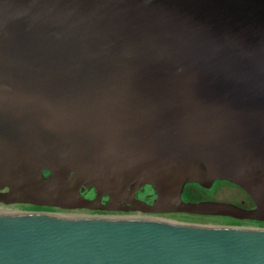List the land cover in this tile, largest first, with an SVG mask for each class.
Instances as JSON below:
<instances>
[{"label": "water", "instance_id": "obj_1", "mask_svg": "<svg viewBox=\"0 0 264 264\" xmlns=\"http://www.w3.org/2000/svg\"><path fill=\"white\" fill-rule=\"evenodd\" d=\"M215 181L253 208L182 200ZM0 203L264 221V0H0ZM0 264H264V229L0 214Z\"/></svg>", "mask_w": 264, "mask_h": 264}, {"label": "rangeland", "instance_id": "obj_2", "mask_svg": "<svg viewBox=\"0 0 264 264\" xmlns=\"http://www.w3.org/2000/svg\"><path fill=\"white\" fill-rule=\"evenodd\" d=\"M238 188V189H237ZM139 192V191H138ZM137 192V193H138ZM84 196L93 198V192H84ZM140 196L148 197L150 200L154 199L153 189L149 186H145L140 190ZM182 200L186 202H199V201H220L236 203L238 205H244L246 207L252 206V201L246 195V193L229 182L216 181L212 184L211 188L204 189L196 184L185 185L182 192ZM32 214V213H45L56 216H67L69 218H86L88 217H106V218H133L140 216L139 214H122L119 212L103 213L99 211L90 210H62L58 208L39 207L30 204H2L0 203V214ZM142 217L155 218L157 220L167 221L171 223L179 224H191L201 226H232L243 227L252 229H264V221L257 220H239L230 217H216V216H200L183 213H163L157 215H145Z\"/></svg>", "mask_w": 264, "mask_h": 264}, {"label": "flooded vegetation", "instance_id": "obj_3", "mask_svg": "<svg viewBox=\"0 0 264 264\" xmlns=\"http://www.w3.org/2000/svg\"><path fill=\"white\" fill-rule=\"evenodd\" d=\"M238 189V188H237ZM135 197H136V199L137 200H140V201H142V202H145V203H147V204H151L152 203V199L150 200L148 197H142V196H140V191L138 192V193H136V195H135ZM154 198V197H153ZM103 203H105V201H103ZM228 203V202H227ZM230 203V202H229ZM231 204H235V205H237V206H240V207H242V208H246V209H251V208H253V204H252V206H250V207H246V206H244V205H238V204H236V203H231ZM101 212H103V211H101ZM103 213H109V212H103ZM120 213V212H119ZM134 213H138V212H129V213H122V214H134ZM142 215H147V214H143V213H141ZM140 217H142V216H140Z\"/></svg>", "mask_w": 264, "mask_h": 264}, {"label": "bare ground", "instance_id": "obj_4", "mask_svg": "<svg viewBox=\"0 0 264 264\" xmlns=\"http://www.w3.org/2000/svg\"><path fill=\"white\" fill-rule=\"evenodd\" d=\"M1 213H3V212H1ZM4 214V213H3ZM64 217H67V216H64ZM86 218H92V217H86ZM110 218V217H109ZM112 218V217H111ZM120 218H126V217H120ZM133 218H138V219H148L147 217H140V216H135V217H133ZM155 219V218H154ZM162 221V220H161ZM165 222H167V221H165Z\"/></svg>", "mask_w": 264, "mask_h": 264}]
</instances>
